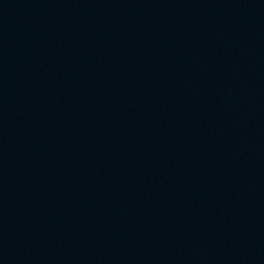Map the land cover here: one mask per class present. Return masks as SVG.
<instances>
[{"label":"water","instance_id":"obj_1","mask_svg":"<svg viewBox=\"0 0 264 264\" xmlns=\"http://www.w3.org/2000/svg\"><path fill=\"white\" fill-rule=\"evenodd\" d=\"M0 264H264V0H0Z\"/></svg>","mask_w":264,"mask_h":264}]
</instances>
